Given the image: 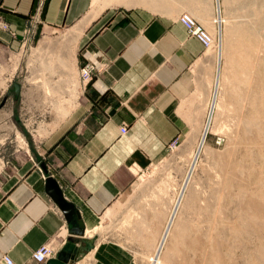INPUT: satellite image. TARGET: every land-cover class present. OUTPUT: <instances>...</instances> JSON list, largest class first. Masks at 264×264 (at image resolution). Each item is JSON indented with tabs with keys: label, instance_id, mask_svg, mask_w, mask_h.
Masks as SVG:
<instances>
[{
	"label": "crops",
	"instance_id": "obj_1",
	"mask_svg": "<svg viewBox=\"0 0 264 264\" xmlns=\"http://www.w3.org/2000/svg\"><path fill=\"white\" fill-rule=\"evenodd\" d=\"M147 1L144 5L160 7L159 0ZM92 3L0 0V21L8 24V29L0 28V101L9 95L26 112L33 109L42 115L41 133H47L34 162L27 159L0 186V264H7L4 254L13 264H45L35 261L32 252L47 244L49 257L55 256L71 236L77 245L83 237H96L95 247L71 264H96L101 253L114 249L121 254V264H130L125 252L130 248L108 238L107 221L120 209L124 214L136 210L142 213V225L157 233L162 207L156 199L144 205L121 202L146 197L148 193H133L139 172L161 159L172 142L193 145L214 114L215 109L208 108L214 51L188 32L179 15L105 7L92 17ZM173 5L161 8L171 11ZM73 28H81L72 40L79 67L88 59L108 62L82 83L76 99L68 97L72 93L67 78L58 85L28 82L27 67L23 78L18 77L20 53L35 31L65 29L67 34ZM14 81L19 83L18 94ZM52 89L62 95L56 106L51 105ZM47 175L79 210L84 234L71 232L66 214L46 193Z\"/></svg>",
	"mask_w": 264,
	"mask_h": 264
},
{
	"label": "rangeland",
	"instance_id": "obj_2",
	"mask_svg": "<svg viewBox=\"0 0 264 264\" xmlns=\"http://www.w3.org/2000/svg\"><path fill=\"white\" fill-rule=\"evenodd\" d=\"M117 1L93 0L92 17L105 7L128 8ZM173 1L171 11L161 8ZM146 2L142 0L135 7L172 15L187 11L213 34H217L212 21L215 16L219 13L226 20L222 23L219 94L196 167L191 170L201 133L193 145L177 141L161 159L139 172L133 193H148L147 198L121 202L144 205L156 199L162 207L157 233L154 227L142 225L139 211L124 214L120 209L105 225L108 238L130 248L125 251L130 264H264V0H159L160 7L156 8L155 3L150 7L144 5ZM64 30L34 32L20 53L18 77L23 78L22 70L27 67L28 82L58 85L67 78L72 93L68 97L73 100L83 83L72 41L81 28L69 31L73 35L68 39ZM49 35L54 40L44 42ZM212 49L216 61L208 108L215 88L219 46ZM61 96L52 89L51 105L56 106L55 100ZM32 110L26 112L9 95L0 101V186L27 159L34 162L47 134L41 133L45 124L39 121L42 115ZM174 210L171 231L159 253L162 232ZM106 252L96 264L122 263L117 249ZM154 256L162 261L154 263Z\"/></svg>",
	"mask_w": 264,
	"mask_h": 264
},
{
	"label": "water",
	"instance_id": "obj_3",
	"mask_svg": "<svg viewBox=\"0 0 264 264\" xmlns=\"http://www.w3.org/2000/svg\"><path fill=\"white\" fill-rule=\"evenodd\" d=\"M14 92L19 93V83L14 81ZM44 189L46 193L55 201V203L62 208L68 221L72 224L71 232L81 235L84 234L85 224L81 218L77 207L68 201L59 187L55 178L47 175L44 179ZM96 237H83L82 242L77 245V239L73 236L69 237L68 241L58 250L55 256L49 257L45 264H71L76 258H82L92 248L95 247Z\"/></svg>",
	"mask_w": 264,
	"mask_h": 264
},
{
	"label": "built area",
	"instance_id": "obj_4",
	"mask_svg": "<svg viewBox=\"0 0 264 264\" xmlns=\"http://www.w3.org/2000/svg\"><path fill=\"white\" fill-rule=\"evenodd\" d=\"M34 19V18H33ZM179 20L186 26L188 32L191 35L198 37L206 47H210L211 44H216L221 46L222 43V17L218 13L214 18V22L218 25V34L212 35L208 28L193 14L183 11L179 15ZM222 20V21H221ZM0 28L8 29V24L5 21H0ZM214 47L217 48V46ZM108 62L106 60H92L88 59L81 63L79 67L80 78L84 83H88L94 77L96 72L101 71ZM125 131L126 127H122ZM176 141L172 142L170 146L175 145ZM52 255V250L47 244H42L32 252V257L38 263H43L47 260L49 256ZM2 259L7 264H13L12 258L8 254H4Z\"/></svg>",
	"mask_w": 264,
	"mask_h": 264
},
{
	"label": "bare ground",
	"instance_id": "obj_5",
	"mask_svg": "<svg viewBox=\"0 0 264 264\" xmlns=\"http://www.w3.org/2000/svg\"><path fill=\"white\" fill-rule=\"evenodd\" d=\"M108 1V0H107ZM112 1H114V0H112ZM140 1H142V0H118L116 3L118 4V5H121V6H124V7H135V5H137V4H140ZM108 4H110V3H108ZM158 6V5H157ZM222 21V20H221ZM223 21H226V20H223ZM213 22H214V20H213ZM215 23V22H214ZM223 23V22H222ZM215 26H216V28H217V34H218V31H219V28H218V25L215 23ZM210 31V30H209ZM210 33L212 34V35H216V34H213L211 31H210ZM214 45H216V44H211L210 45V48H212ZM227 45V44H226ZM217 46V45H216ZM228 46V45H227ZM223 55H224V48H223V43H221V46L219 47V49H218V52H217V63H218V65H217V67H218V71H217V76H216V84H215V88H214V98H213V102L211 103V111L213 112V110L216 108V106H217V97H218V92H219V87H220V65H221V59H222V57H223ZM219 72V73H218ZM215 112V111H214ZM213 117H214V114H213V116H211L208 120H207V122H206V125H205V128H204V132H203V134H202V137H201V139H200V141H199V145H198V149H197V152H196V154H195V156H194V159H193V162H192V165H191V170L192 169H194V166H195V164H196V159H197V157H198V155H199V153H200V151L204 148V146H205V143H206V139H207V134H208V132L210 131V129H211V124H212V121H213ZM196 167V166H195ZM191 174V173H190ZM189 178H190V176H189ZM188 181V180H187ZM187 181H186V183H187ZM186 185V184H185ZM186 188V186L184 187V189ZM181 197V196H180ZM179 200H180V198H179ZM179 202V201H178ZM177 202V203H178ZM179 205V204H178ZM178 205H176L177 206V208H178ZM175 206V207H176ZM175 210H176V208H175ZM173 211L172 212V214L169 216V218H168V222H167V224H166V226H165V228H164V230H163V232H162V235H161V239H160V242H159V245H158V247H157V251L159 252V250L162 248V247H164L165 246V244H166V242H167V237H168V235H169V233H170V231H171V228H172V225H173V222H174V214L176 213V211ZM91 233V232H90ZM163 249V248H162ZM91 251V250H90ZM89 251V252H90ZM161 252V251H160ZM159 252V253H160ZM87 255V254H86ZM158 256H159V254H158ZM151 260V259H150ZM152 261H154V263H156L157 261H162L161 259H157L156 258V256H154L153 257V260ZM161 263V262H160ZM159 263V264H160ZM158 264V263H157ZM161 264H163V263H161Z\"/></svg>",
	"mask_w": 264,
	"mask_h": 264
}]
</instances>
